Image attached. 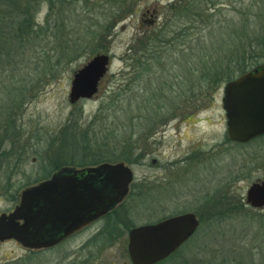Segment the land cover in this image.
Returning <instances> with one entry per match:
<instances>
[{
  "label": "rangeland",
  "instance_id": "obj_1",
  "mask_svg": "<svg viewBox=\"0 0 264 264\" xmlns=\"http://www.w3.org/2000/svg\"><path fill=\"white\" fill-rule=\"evenodd\" d=\"M186 1L15 0L13 15L25 12L33 32L16 34L0 48V215L60 164L83 168L70 165L82 159L65 157L73 152L64 148L82 133L89 163H124L134 179L108 218L51 249L0 243V264H132L133 228L185 213H195L202 229L166 264H264V209L226 208L225 217L210 220L207 207L209 201L224 207L225 197L246 203L249 187L264 181V137L247 144L228 140L226 83L199 82L194 57L212 49V40L221 51L234 50L225 40L228 26L244 28L248 19L259 41L246 58L251 52L258 55L251 62H263L264 0H216L207 12L214 15L212 39L195 8L183 17ZM0 30L6 38L9 29ZM156 34L163 43H148ZM140 50L160 52L145 72ZM99 54L112 62L98 93L71 104L74 75Z\"/></svg>",
  "mask_w": 264,
  "mask_h": 264
},
{
  "label": "water",
  "instance_id": "obj_2",
  "mask_svg": "<svg viewBox=\"0 0 264 264\" xmlns=\"http://www.w3.org/2000/svg\"><path fill=\"white\" fill-rule=\"evenodd\" d=\"M111 62L110 55L99 54L74 75L71 104L98 93ZM223 93L228 140L247 144L264 136V63L226 83ZM133 179V171L124 163L59 171L50 180L24 190L15 209L0 215V243L16 241L30 251L51 249L123 203ZM246 204L264 209V181L249 187ZM200 225L195 213H185L133 228L127 246L131 263L168 260Z\"/></svg>",
  "mask_w": 264,
  "mask_h": 264
},
{
  "label": "trees",
  "instance_id": "obj_3",
  "mask_svg": "<svg viewBox=\"0 0 264 264\" xmlns=\"http://www.w3.org/2000/svg\"><path fill=\"white\" fill-rule=\"evenodd\" d=\"M231 2H233V0H230ZM241 1V0H238ZM15 0H0V27H6L7 29H9V34L6 35L7 37L4 38V36L2 35V31L0 30V48H4V42L7 41V39H13L14 35H19L24 38L25 36H29L33 31L31 30V25L29 24V20L27 19L26 15L23 12L18 13L17 16H14V11L11 10V8L15 5ZM217 2L216 0H188L184 3L183 5V12L182 15L184 17V13L185 12H193V8H195L196 12H195V16L196 17H201L200 19H197L199 22L203 23V24H207L209 26V35L211 37V39L215 36V32L213 31V29H210L211 25H212V20H210L211 18H213V14H207V12L210 10L209 8L216 6ZM174 12H176V10H174ZM207 14V15H206ZM9 15V16H7ZM261 15V14H260ZM188 16V15H187ZM206 16V17H204ZM262 17V15H261ZM205 19H208V22H205ZM211 24V25H210ZM255 26V25H254ZM254 26L251 25V21L246 19V27L244 28H240V29H231L230 26H228V30H227V38L225 39L228 42L229 47H235L234 50H228L227 52H225V50L222 49V51L217 48L215 46V42L212 40V44L211 47L212 49L206 51L204 49H202V51H199L197 54H194V57H196L198 59V63L201 65L200 68L197 69L198 73H199V82H207V84H210V86L215 87L216 85L222 84V83H227L230 82L231 80L235 79L236 75L239 76L252 70L253 68L259 66L260 64H262L263 62H260L258 60H256V62L254 63L251 62V60H254L258 57V55L256 56L255 54L250 52V58H246L247 54H249V51H252V49L254 50V46L253 44H257L259 39H257V37H255V33L256 30L254 29ZM215 27V26H213ZM251 28V31H250ZM8 31V30H7ZM183 33L184 30L182 29ZM221 29L219 30V32L221 33ZM162 32V31H161ZM254 34V35H253ZM182 39H185V36L181 35ZM254 37V38H252ZM4 38V40H3ZM9 39V40H10ZM202 38H199V42ZM165 40V38H163L162 36H160L159 34L155 35V38L153 37L152 40L148 41V43L152 44V42H156L158 41L159 43H163V41ZM240 40L241 42V47L237 46V41ZM10 42V41H9ZM254 44V45H255ZM143 45L146 47V43H145V39H143ZM213 50V52H211ZM217 50H220L221 53ZM243 50H247V51H243ZM143 50H140L138 54H142L141 58H139V62H140V68L145 72L147 70H149L150 64L149 62L154 60V59H160L158 58L160 55V52H155V53H143ZM206 51V52H205ZM241 51H243V53H240ZM262 55H260L259 57H261V59L264 60V52L262 51ZM1 54V53H0ZM137 54V55H138ZM154 55V56H153ZM255 56V57H254ZM146 57V58H145ZM155 57V58H154ZM149 58V59H148ZM154 58V59H153ZM238 58L242 59V63L240 60H238ZM127 60H130L129 58ZM250 60V62H249ZM226 64H229L228 67H226ZM237 65L236 70H234L233 72L230 71V65ZM137 78H140V75L137 76ZM9 119V118H8ZM9 124V121L6 122L5 127ZM87 136L86 134L82 133L81 135H75L73 138H71V140L66 141L65 143L67 144V146H64L65 149H69V152H73V155L70 153L68 156L65 157H69L70 159L75 157V156H80L81 157V161L82 162H72V164H70L71 166L74 165H78L79 167H88V166H94L93 163H89L87 161V159L90 157L89 156V141L87 140ZM67 155V154H66ZM77 156V157H78ZM123 160L126 161V159L124 158ZM67 163H63L60 164V166L57 167V169H61L62 167H65ZM224 202V203H223ZM222 203L224 205V207L219 208L217 206V204H213L212 201H209V203H207V207L209 209V214L212 213V218L210 216V220L211 219H219L221 218V215H225L227 214V212H224L226 208H232L234 211H239L242 208L248 209L249 211H252L251 208L249 209L246 205V203H243L242 200L240 199L238 200H233V202H231V200L229 199V197H225L224 200H222ZM228 204V205H227ZM229 210V209H227ZM243 210V211H244ZM231 211V210H230ZM229 213V212H228ZM111 214V213H110ZM109 215H107L105 217L108 218ZM201 222L202 224L207 223V221L205 222L203 216L201 217ZM202 229L199 228V230ZM130 230V229H129ZM199 230L197 233H199ZM193 237L192 240H195L196 235ZM198 239V238H197ZM196 239V240H197ZM182 251V249H180L178 252L180 253ZM176 252L172 257H170L168 260L160 263V264H166L168 261H172V259L174 258V256L178 253ZM185 252V251H184ZM183 258L185 259L184 255ZM186 260V259H185Z\"/></svg>",
  "mask_w": 264,
  "mask_h": 264
},
{
  "label": "flooded vegetation",
  "instance_id": "obj_4",
  "mask_svg": "<svg viewBox=\"0 0 264 264\" xmlns=\"http://www.w3.org/2000/svg\"><path fill=\"white\" fill-rule=\"evenodd\" d=\"M263 137H264V136H263ZM260 138H262V137H260ZM101 164H103V163H100L99 165H101ZM99 165L96 164V165H94V166H90V167H97V166H99ZM83 168H86V167H83ZM65 169H67V167H62L61 170L55 171L49 179H51L55 173H57V172H59V171H62V170H65ZM81 169H82V168H81ZM131 190H132V185H130V192H131ZM111 212H112V211H111ZM111 212H110V213H111ZM110 213H108L107 215H109ZM107 215H106V216H107ZM106 216H104L103 218L97 220L96 222H98V221L104 219ZM197 217H198V216H197ZM198 218H199V217H198ZM96 222H95V223H96ZM95 223H94V224H95ZM92 225H93V224H92ZM85 229H86V228H85ZM83 230H84V229H83ZM83 230H81V231H83ZM81 231H79V232H81ZM79 232H78V233H79ZM76 234H77V233H76ZM76 234H74V235H76ZM74 235H73V236H74ZM71 237H72V236H71ZM71 237H70V238H71ZM68 239H69V238H68Z\"/></svg>",
  "mask_w": 264,
  "mask_h": 264
}]
</instances>
